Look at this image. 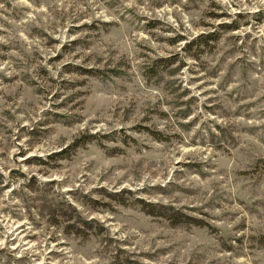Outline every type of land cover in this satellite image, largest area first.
<instances>
[{
  "label": "rangeland",
  "instance_id": "rangeland-1",
  "mask_svg": "<svg viewBox=\"0 0 264 264\" xmlns=\"http://www.w3.org/2000/svg\"><path fill=\"white\" fill-rule=\"evenodd\" d=\"M0 264H264V0H0Z\"/></svg>",
  "mask_w": 264,
  "mask_h": 264
}]
</instances>
